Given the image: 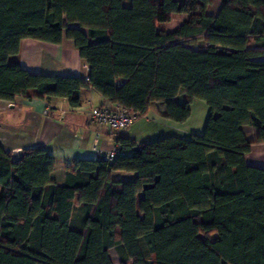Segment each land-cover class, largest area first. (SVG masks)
Here are the masks:
<instances>
[{
    "label": "trees",
    "instance_id": "1",
    "mask_svg": "<svg viewBox=\"0 0 264 264\" xmlns=\"http://www.w3.org/2000/svg\"><path fill=\"white\" fill-rule=\"evenodd\" d=\"M219 1L209 14L212 0H0L1 100L76 107L92 88L136 119L162 101L179 123L192 99L209 108L201 134L142 145L118 135L124 154L75 160L61 184L44 148L13 161L0 144V264H113L110 248L119 264H264V168L245 160L264 142V0ZM63 37L88 81L10 62L24 38Z\"/></svg>",
    "mask_w": 264,
    "mask_h": 264
},
{
    "label": "crops",
    "instance_id": "2",
    "mask_svg": "<svg viewBox=\"0 0 264 264\" xmlns=\"http://www.w3.org/2000/svg\"><path fill=\"white\" fill-rule=\"evenodd\" d=\"M210 6V5H209ZM207 7L209 14L211 12ZM68 26L78 27L77 23ZM87 33V29L80 27ZM195 47V46H193ZM264 59V56L256 58ZM10 62L19 64L32 73L49 75H74L88 81L89 67L81 59L78 49L71 39L63 37L60 43L24 38L20 41L19 52L10 57ZM117 79L116 84L122 83ZM81 103L73 107L65 98L50 100L40 98L15 97L19 108L0 109V144L6 152L13 153L27 149L44 148L54 156L55 164L50 178L57 184L64 182L66 168L75 160L102 157L103 153L117 148L116 137L124 135L138 145L166 136L189 139L194 134H201L209 108L201 99H192L189 103L190 115L182 123L168 119L166 106L162 101H153L146 114L136 119L123 132H112L100 124L89 123L85 109L90 106H105L107 102L92 88L80 92ZM183 98L180 102H183ZM4 100L0 99V104ZM48 114H43L45 107ZM242 132L249 141H254L257 129L243 124ZM248 165L264 168V142L253 144L250 152L245 155ZM135 172L114 171L112 177L118 180H132ZM142 193L138 194L140 198ZM77 210V208H76ZM76 227L72 216L70 224ZM109 256L114 264L118 259L115 249H109Z\"/></svg>",
    "mask_w": 264,
    "mask_h": 264
},
{
    "label": "built area",
    "instance_id": "3",
    "mask_svg": "<svg viewBox=\"0 0 264 264\" xmlns=\"http://www.w3.org/2000/svg\"><path fill=\"white\" fill-rule=\"evenodd\" d=\"M10 107L19 108L15 98L10 101L4 100V102L0 104V109L7 110ZM42 112L43 114H48V107L46 106ZM85 113L89 123L100 124L106 129L116 133L123 132L136 120V116L132 111L115 103H108L105 106H90L85 109ZM119 154L124 153H121L117 147L116 149L103 153L102 157L112 161Z\"/></svg>",
    "mask_w": 264,
    "mask_h": 264
},
{
    "label": "rangeland",
    "instance_id": "4",
    "mask_svg": "<svg viewBox=\"0 0 264 264\" xmlns=\"http://www.w3.org/2000/svg\"><path fill=\"white\" fill-rule=\"evenodd\" d=\"M122 1H123V4L125 6L129 5V0H122ZM220 5H221V3L219 0H212V3L210 4L209 9L211 12L212 11L215 12L218 9V7L220 8ZM199 43H201V41L197 42V44H199ZM114 264H119L118 259H116V258L114 259Z\"/></svg>",
    "mask_w": 264,
    "mask_h": 264
},
{
    "label": "water",
    "instance_id": "5",
    "mask_svg": "<svg viewBox=\"0 0 264 264\" xmlns=\"http://www.w3.org/2000/svg\"><path fill=\"white\" fill-rule=\"evenodd\" d=\"M22 155V152L16 151L11 154L12 160L17 161Z\"/></svg>",
    "mask_w": 264,
    "mask_h": 264
}]
</instances>
